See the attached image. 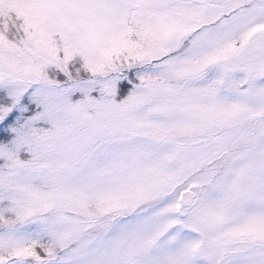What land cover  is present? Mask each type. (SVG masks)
<instances>
[{
  "label": "snow or ice",
  "instance_id": "6c2138e0",
  "mask_svg": "<svg viewBox=\"0 0 264 264\" xmlns=\"http://www.w3.org/2000/svg\"><path fill=\"white\" fill-rule=\"evenodd\" d=\"M0 264H264V0H0Z\"/></svg>",
  "mask_w": 264,
  "mask_h": 264
}]
</instances>
